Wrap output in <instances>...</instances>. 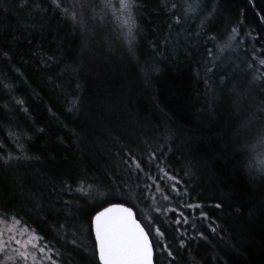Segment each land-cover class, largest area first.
<instances>
[{
  "label": "trees",
  "instance_id": "16d2710c",
  "mask_svg": "<svg viewBox=\"0 0 264 264\" xmlns=\"http://www.w3.org/2000/svg\"><path fill=\"white\" fill-rule=\"evenodd\" d=\"M88 1L0 0V218L41 237L43 264H100L92 221L112 204L156 264H264V0H135L130 43Z\"/></svg>",
  "mask_w": 264,
  "mask_h": 264
},
{
  "label": "snow or ice",
  "instance_id": "6c2138e0",
  "mask_svg": "<svg viewBox=\"0 0 264 264\" xmlns=\"http://www.w3.org/2000/svg\"><path fill=\"white\" fill-rule=\"evenodd\" d=\"M52 2L59 7L57 0H52ZM26 3L27 0H24V4ZM24 4L21 6L23 7ZM108 6H111V4L109 3ZM134 7L135 0H120L119 9L121 13L127 14L123 23L128 26L130 33L135 23L132 16ZM177 22L179 21L177 20ZM233 32H236V29H233ZM261 64L264 65V60L261 61ZM254 79H259V77ZM136 167L140 168V164L137 163ZM78 191L85 193L83 188L78 189ZM189 207H192V205H189ZM195 207L199 208L200 205H195ZM215 207L220 209L223 207V203H218ZM236 211L239 213V209H236ZM13 223L18 224L19 221L13 218ZM93 224L100 264H153V247L149 240V234L135 218L131 208L124 207L122 204H112L95 214ZM212 232L215 233L216 229L213 228ZM156 233L163 237V233L159 228L156 229ZM40 239L41 237L35 235L32 237L34 241ZM15 243L27 249L28 243H31V241L22 243L20 240H16ZM32 247L37 248L38 244L32 243ZM2 251H5V249L0 247V252ZM14 251L18 257L27 260L28 252L26 250L21 251L18 248ZM39 251L43 253L45 249L39 247ZM168 254L172 255L171 252ZM6 258L7 260H15L16 256H7ZM33 259L35 260V257Z\"/></svg>",
  "mask_w": 264,
  "mask_h": 264
},
{
  "label": "rangeland",
  "instance_id": "374dc122",
  "mask_svg": "<svg viewBox=\"0 0 264 264\" xmlns=\"http://www.w3.org/2000/svg\"><path fill=\"white\" fill-rule=\"evenodd\" d=\"M97 1H100V10L102 12H106L110 14V18L114 23V26L116 27L118 34L121 35V38L123 39V41L125 43H130V39H132V36L134 34V29L132 27V31L131 33L129 32V28L128 26H126L123 23L124 18L126 17V13H121L120 9H119V4H120V0H95V2L97 3ZM88 2L91 3V5H94V0H89ZM109 3L111 4V6H108ZM101 12V14H102ZM101 14H99L98 12V17L101 18ZM103 15V14H102ZM99 20V19H98ZM113 25V24H112ZM257 62L259 63V61L257 60ZM252 66L250 65L249 68H251ZM260 67H257L255 69V71H258ZM238 73V72H237ZM249 70L246 69V72L244 71V73H238V79L240 81H242L243 83H246L249 86V89L253 92L251 84L253 83L249 76H248ZM250 74H254L255 72H252ZM256 77V76H255ZM264 79L260 80L259 82L263 81ZM257 82V83H259ZM264 84V82H263ZM261 100L264 101V90H263V95H261ZM253 101V99H250V102ZM258 114L260 116H264V109L262 110L260 108V111H258ZM264 124L263 120L260 121H256L254 123V128H252V132H254L256 135L259 134V130L262 129ZM262 126V127H261ZM261 128V129H260ZM143 131L145 133H149L148 129L143 126ZM253 141V140H252ZM260 148L258 150V146H255V144H252V148L254 151L252 159H254L255 164L257 165H261V168L264 167V142L259 144ZM258 150V151H256ZM137 154L142 153L141 150L137 149L136 150ZM254 157V158H253ZM257 162H256V161ZM138 163V162H137ZM134 163V168L136 167V164ZM159 171L163 174V166H159L158 167ZM134 170V169H133ZM121 171V169L117 170V172L119 173ZM130 171V169H129ZM264 171V170H263ZM134 174L137 173L135 170L132 171ZM128 173V172H127ZM153 181H155V178H153ZM142 181L137 182V189L139 187L142 186ZM98 184L101 185V181H98ZM103 184V183H102ZM103 186V185H101ZM158 189H161V186L157 185ZM75 194L80 197V192L77 190L75 191ZM138 191L134 194H131L130 192H128V190H123V191H118L116 194V197H121V200L124 201H129L130 203L134 204V201H136V204L139 203H143V204H147L148 205V209L147 210H142L140 213L142 215L143 218L147 219V218H152L154 217V215H152L155 211L158 215V217L160 219L163 218V225L162 227L166 226V225H170V223H167L165 218H168L166 215H164V211L160 210V208L158 209L156 207V205L158 204V197H155L152 194H146L144 195V197L142 198V201L139 200V198L137 197H141L138 196ZM107 194L104 191H95V193L92 194L91 192V205H94L96 207H100L102 206L106 200H104V198H106ZM115 197V196H114ZM87 200L88 202V196L86 195V197L84 198ZM167 199V198H166ZM168 200V199H167ZM164 201V199H163ZM162 201V202H163ZM150 202V203H149ZM155 206V207H154ZM150 208H153V213L149 210ZM166 213L172 212L173 208L170 209H166L165 210ZM155 213V215H156ZM162 215V217H161ZM157 217V216H156ZM165 217V218H164ZM177 220L179 221V223H177V221H174L176 223V225L180 224V218L178 217ZM165 223V225H164ZM143 225V224H142ZM148 230L150 232H152L153 234H157L156 233V229L158 227H156V229L154 230V225L152 223H148L147 225ZM161 231V230H160ZM183 232L181 231L180 234H182ZM33 233L31 231L28 230V228L24 227L23 225L18 224H14L13 221H6L0 218V247H3L5 249V251L0 252V264H43L42 260L40 259V251L39 248H33L32 247V243H37V241L32 240L33 237ZM94 237V236H93ZM16 240H20L22 243L23 242H29L31 241V243H28L27 249L22 248L20 245H17L15 243ZM94 244H95V240H94ZM20 249L21 251H27L28 252V258L27 260L20 258L17 256L16 252L14 251L15 249ZM95 249H96V244H95ZM97 253V251H96ZM7 256H16L15 260H7ZM33 257H35V260L33 259ZM44 262V261H43Z\"/></svg>",
  "mask_w": 264,
  "mask_h": 264
},
{
  "label": "water",
  "instance_id": "95a60500",
  "mask_svg": "<svg viewBox=\"0 0 264 264\" xmlns=\"http://www.w3.org/2000/svg\"><path fill=\"white\" fill-rule=\"evenodd\" d=\"M124 207H127V208H130V207H128V206H125V205H123ZM109 207V206H108ZM132 209V208H131ZM103 210V209H102ZM101 210V211H102ZM132 211H133V213H134V216H135V218L138 220V218H137V214H136V212L132 209ZM95 217V216H94ZM94 219V218H93ZM138 222H140L139 220H138ZM141 223V222H140ZM141 225H142V223H141ZM142 227H144L143 225H142ZM145 228V227H144ZM92 229H93V236H94V240H95V231H94V224H93V221H92ZM145 231L147 232V230L145 229ZM148 233V232H147ZM149 240H150V242H151V244H152V247H153V264H156V262H155V250H154V246H153V242H152V240H151V237H150V235H149ZM95 244H96V242H95ZM96 251H97V256H98V261H99V253H98V250H97V248H96ZM99 263H100V261H99Z\"/></svg>",
  "mask_w": 264,
  "mask_h": 264
},
{
  "label": "bare ground",
  "instance_id": "6f19581e",
  "mask_svg": "<svg viewBox=\"0 0 264 264\" xmlns=\"http://www.w3.org/2000/svg\"><path fill=\"white\" fill-rule=\"evenodd\" d=\"M94 218V217H93ZM93 232V231H92Z\"/></svg>",
  "mask_w": 264,
  "mask_h": 264
}]
</instances>
